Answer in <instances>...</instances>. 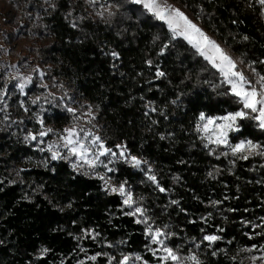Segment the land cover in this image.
Returning a JSON list of instances; mask_svg holds the SVG:
<instances>
[{
	"label": "trees",
	"instance_id": "1",
	"mask_svg": "<svg viewBox=\"0 0 264 264\" xmlns=\"http://www.w3.org/2000/svg\"><path fill=\"white\" fill-rule=\"evenodd\" d=\"M172 1L240 62L245 61L243 66L250 69L247 62L255 61L256 70L264 74L260 63L264 61V11L255 0ZM18 3L30 21L18 33L29 34L35 44L23 61H34L45 80L56 79L65 93L94 106V121L107 145L124 144L131 155L147 161L142 168L150 167L166 191L161 193L144 172L123 161L112 166L115 173H109L114 184L127 181L126 187L155 225H168L166 231L174 233L166 243L178 246L182 256L196 251L203 264H243L244 249L264 243V236L245 235L264 230L252 228L264 218V157L230 164L228 160L234 158L216 159L195 133L201 111L223 115L237 108L230 97L216 95L203 83L218 78L215 69L194 56L183 40L172 42L174 46L160 55L168 42L167 27L128 0ZM101 4H111L115 15H97ZM157 35L161 39L154 42ZM148 60L153 61L151 67ZM157 67L165 77L156 78ZM37 81L34 78L25 90L27 96H22L15 80H8L0 69V89L7 85L12 93L5 98L9 119L0 113V264H107L104 255L96 261L87 259L97 253H108L117 261L121 254H139L152 263L145 247V226L124 214L129 210L118 194H109L101 180L74 171L65 160L52 161L46 151L24 140L31 101L40 93ZM21 100L28 112L20 107ZM53 103L44 106L45 124L67 125L70 115ZM149 106L157 111H149ZM244 125L242 133L236 134L239 138L264 143V132L251 121ZM212 201L221 203L213 206ZM208 213L211 217L205 222L201 218ZM221 228L224 231H218ZM86 230L98 233L96 239L86 236ZM205 234L223 239L195 249L193 239L200 242Z\"/></svg>",
	"mask_w": 264,
	"mask_h": 264
},
{
	"label": "snow or ice",
	"instance_id": "2",
	"mask_svg": "<svg viewBox=\"0 0 264 264\" xmlns=\"http://www.w3.org/2000/svg\"><path fill=\"white\" fill-rule=\"evenodd\" d=\"M99 0H90V3L96 4ZM132 5L140 6L144 13L150 15L156 21L162 22L166 25L169 36L166 43H164L160 49V55H163L166 50L169 49L172 42L177 40H183L193 50L194 56L201 57L207 65H210L212 69H215V76L218 74V78L214 81L204 80L203 83L208 84L213 92L218 96L230 97L232 103L237 105L236 110L227 111L223 115H209L204 111H201L198 115L197 121L194 125V131L198 134V138L203 142V146L208 149L210 155H215L216 159L224 157L228 159L230 156L234 159H229L230 164H235L236 160H249L250 158L259 156L264 157V143L256 142L248 138H239L238 135L242 133L244 129V122L251 121L253 126L258 128L261 132H264V74L258 72L255 68V61L247 62V66L250 68L255 79L250 78L244 71L240 70L236 60L230 56L224 48L214 39H212L207 33L193 22L183 11L179 8H175L167 3V0H128ZM255 3L261 6V10L264 11V0H255ZM102 11H99L97 15L102 18L105 12L109 17L115 15L110 9L111 4H101ZM76 27L75 24L72 25ZM161 37L157 35L155 41L160 40ZM174 46V45H172ZM114 59H119L118 53H111ZM151 67L152 60L146 61ZM240 63H245L241 61ZM264 64V61H260ZM4 66L0 65V69ZM12 68L16 69V74L11 76L12 80H16L15 88L19 90V94L27 96L25 91L29 85L33 84L32 75H21L19 68L12 65ZM33 71L37 74L39 80L43 81L45 73L39 68H34ZM156 78L165 77L166 73L159 70L157 67ZM42 88H47L48 85L41 83L39 85ZM63 87V85H60ZM12 93L9 92L7 85L0 89V113H3V119L8 120L9 114L7 112L8 102L5 99L11 98ZM51 96L52 94L49 93ZM182 95V94H181ZM40 97H36L31 102L37 104L40 101ZM59 101L57 105L54 101ZM179 100V96L176 100H172V104H176ZM46 103H53V106H62L63 111L71 114L74 120H79L77 116L78 109L72 107V104L76 103L74 97L67 93L61 97L53 96L52 101L45 98ZM20 107L25 112L29 109L25 106L23 100L19 101ZM41 111H46L41 106ZM149 111L156 112L155 107L149 106ZM163 115V112H161ZM89 117L88 124H92L95 120V116L92 111L84 113ZM148 115V112H145ZM36 121L40 125V130L37 133L29 131L24 136L26 142H37V149L41 152L47 151L50 153V159L52 161L66 160L71 164L74 171L80 172L83 175H92L97 179L104 182L105 190L109 194H118L123 198L122 205L127 207L129 211L124 214L127 216L135 217L136 224H143L145 226V236L148 240V244L145 245L152 256L161 261V264H203L200 259V255L196 251H191L187 255H181L179 247L170 246L166 241L170 240L174 233L166 231L168 225L156 226L155 220L148 215L147 209L142 206L139 200L134 198L133 192L129 187H126L127 181L121 182L119 186H113L111 183V177H107V173H115L117 169L110 167L119 161H123L129 164L133 169L140 170L145 173L146 178L158 190L163 193L166 191L162 187L155 174H152V169L142 168V165H146L148 162L137 158L135 155H131L128 148L124 144H116L114 147L107 145L106 141L98 134L94 133L88 128L72 126L64 128L61 132H56L54 129L45 126V119L42 115H36ZM15 123V121H13ZM22 123V122H21ZM157 123V121H152ZM95 127V125H93ZM50 134L58 137V142L47 143L46 148H40L39 145L44 144L45 137ZM161 136V139H164ZM47 161H45V164ZM103 168L104 175H101L96 170ZM83 170V171H81ZM219 171V169H217ZM213 173L209 172V176ZM171 203L176 204L177 201L173 200ZM221 201H212L213 206L220 204ZM70 206V205H69ZM230 211H234L230 210ZM211 217V213H208L206 217L201 219L205 222ZM193 223L195 221H192ZM253 230L256 228L264 229V218H262L261 224L252 225ZM203 231V229H201ZM218 231H224V229H218ZM85 235L92 240L96 239L98 233L93 234V231L86 230ZM249 239H254L256 236H264V230L255 232V236L245 233ZM223 237L216 234H205L200 242H195L193 239L195 249H200L201 244L208 243L211 247L218 241H221ZM123 243V242H122ZM231 243V241H229ZM152 245L157 247L153 248ZM108 247H112L111 244ZM83 250V249H82ZM44 249L43 252H47ZM248 253H256L251 255L250 259L252 264H264V243L252 244L244 249ZM43 254V253H42ZM104 255L108 257L107 264H148V261L144 260L139 254L135 256L128 254H121V259L116 260L115 256H111L108 253H97L96 255L88 256L90 261H96L98 256ZM213 256L217 255L216 251L212 252ZM234 259V258H233ZM80 264H84V261H80Z\"/></svg>",
	"mask_w": 264,
	"mask_h": 264
},
{
	"label": "rangeland",
	"instance_id": "3",
	"mask_svg": "<svg viewBox=\"0 0 264 264\" xmlns=\"http://www.w3.org/2000/svg\"><path fill=\"white\" fill-rule=\"evenodd\" d=\"M13 2L14 3H11V0H0V65L4 66L2 69H4L5 75L7 76L8 80L11 79V76L16 74V69L12 68L11 67L12 65H15V66H17V68H19L21 75H32L33 79L35 78L36 80H38L37 82H38V87L40 89V93L37 97L41 98L39 103L33 104L32 107H30L31 121H30V124H29L30 126L28 127L27 132H25V134L23 135V137H24L25 135H27V133L29 131H31L32 133L35 134L40 130V125L36 121V115H41L44 112V111H41V106L43 107V109H45L44 106H46V104L47 105L52 104V103H46L45 98H47V100H49V101H52L53 96L61 97V96H64L65 92L63 90V87H60V85H62V83L58 82L54 78H52L49 81H47L45 79H43V81L39 80L37 74L33 71L34 68L38 67L35 65L34 61H30V63H27V64L23 61V57H25L31 51L30 49L33 47L32 45H35V44L32 42V36H29V34L23 36V35H20L18 33V31L21 30L20 28H24V26H26L28 23L30 24V21H29V16L27 14H23L22 3H18V0H13ZM167 3L170 4L171 6L175 7V8H179L181 11H183L188 16L185 9H183L179 5L175 4L172 0H167ZM13 16H15V17L12 20ZM35 20L33 21V23L35 22ZM193 22L196 23L201 28V26L197 22H195L194 20H193ZM34 24H36V23H34ZM16 33H18L20 35L18 40L17 39L15 40V37L18 35ZM221 47L224 48L225 51L230 56H232L234 60H236L237 64L239 65L240 70L244 71L245 74L248 75L250 78L255 79V77H254V75L250 69H248L246 66H243L240 63V60L238 58H236L235 56H233L232 53H230V51L226 47H224L223 45H221ZM23 65H24V67H22ZM15 82L17 83L16 80H15ZM41 83L47 84L48 87L47 88L40 87L39 85ZM17 91L19 92L18 89H17ZM49 93H51L52 95L50 96ZM75 100H76V103L72 104L71 106L78 109L77 116L80 117L79 120H74L72 115L68 113L70 115V122L67 125H65L63 127H52L50 125L45 124V126L54 129L56 132H61L64 128L72 127L75 125L77 127L88 128L103 138V136L99 130V127L95 124V121H93L92 124H88L87 120L89 119V117L84 115V113L89 111V106H90V110L92 111L93 115L95 116L96 115L95 107L90 105L89 103L85 102L82 99H79V100L75 99ZM93 125H95V127H93ZM0 127H1V124H0ZM44 140H45V143L39 145L40 148H46L47 143L58 142V137L56 135L50 134L48 137H45ZM33 143L37 145V142L33 141ZM47 153L50 155L49 152H47ZM113 165H110V167H112ZM81 171H83V170H81ZM96 171L98 173H100L101 175H104L106 170H104L103 168H98ZM106 175H107V177H110L109 173H107ZM93 177H95V176H93ZM111 183L113 186H117L114 184V182L112 180H111ZM103 184H104V182H103ZM122 200H123V198H122ZM125 208H127V207H125ZM127 210H129V209L127 208ZM152 247L155 248L157 246L152 245ZM148 252L150 253L151 257L153 258V262L148 263V264H161V261L154 258L150 251H148ZM254 254H256V253H248L245 251V256H244V258L241 259L243 264H252L250 257H251V255H254ZM135 264H140V262H135ZM257 264H260V262L258 261Z\"/></svg>",
	"mask_w": 264,
	"mask_h": 264
}]
</instances>
